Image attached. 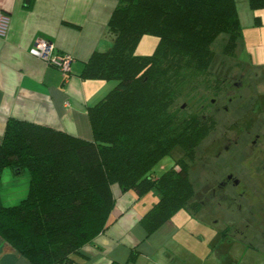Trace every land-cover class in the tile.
I'll return each instance as SVG.
<instances>
[{
  "label": "trees",
  "instance_id": "trees-1",
  "mask_svg": "<svg viewBox=\"0 0 264 264\" xmlns=\"http://www.w3.org/2000/svg\"><path fill=\"white\" fill-rule=\"evenodd\" d=\"M107 26L112 46L94 52L81 72L115 81L88 107L90 139L15 118L5 125L0 177L4 168L26 172L29 184L16 204L0 197V237L32 264H71L107 228L115 191L156 194L140 218L147 232L180 209L201 208L206 201L190 176L197 147L221 111L255 100L243 95L252 83L235 65L242 34L235 0H116ZM144 35L157 43L139 55ZM175 149L181 155L155 174Z\"/></svg>",
  "mask_w": 264,
  "mask_h": 264
},
{
  "label": "crops",
  "instance_id": "crops-1",
  "mask_svg": "<svg viewBox=\"0 0 264 264\" xmlns=\"http://www.w3.org/2000/svg\"><path fill=\"white\" fill-rule=\"evenodd\" d=\"M115 5L116 0H0V14L9 17L6 34L0 35V142L9 118L92 137L88 107L115 81L84 78L81 72L94 52L112 46L107 22ZM235 5L242 31L235 65L245 70L252 86L258 85L264 75V5L253 9L249 0H235ZM36 38L50 41L56 53L73 57L67 78L29 53ZM149 41L153 46V39ZM28 178L26 172L4 168L2 203L19 202L28 191ZM150 192L137 197L133 190L115 191L107 228L72 254L71 264H242L243 257L227 250L225 233L205 237L192 229L189 210L180 209L147 232L140 218L157 200ZM251 258L245 264H257ZM0 264L32 263L0 237Z\"/></svg>",
  "mask_w": 264,
  "mask_h": 264
},
{
  "label": "rangeland",
  "instance_id": "rangeland-1",
  "mask_svg": "<svg viewBox=\"0 0 264 264\" xmlns=\"http://www.w3.org/2000/svg\"><path fill=\"white\" fill-rule=\"evenodd\" d=\"M149 39H153V46ZM156 43L155 36L144 35L136 53L151 54ZM216 44L221 46L222 38ZM263 77L259 76L258 85L248 84L251 88L243 95L255 100L249 105L244 102L246 108L237 100L238 107L232 104L230 112L219 113L216 128L198 145L190 169L195 191L203 194L206 201L201 208L186 214L192 229H199L205 237L225 233L227 250L238 253L239 259L243 257L242 264L250 257L257 264H264ZM219 100H223L222 95ZM177 150L156 163L155 174L173 164L181 155ZM210 208L218 211L217 215Z\"/></svg>",
  "mask_w": 264,
  "mask_h": 264
},
{
  "label": "built area",
  "instance_id": "built-area-1",
  "mask_svg": "<svg viewBox=\"0 0 264 264\" xmlns=\"http://www.w3.org/2000/svg\"><path fill=\"white\" fill-rule=\"evenodd\" d=\"M9 17L0 14V35L4 36L8 29ZM29 53L45 63L55 66L62 75L67 78L69 71L71 70V63L73 57L70 54H60L54 51V45L44 39L36 38L29 50Z\"/></svg>",
  "mask_w": 264,
  "mask_h": 264
},
{
  "label": "flooded vegetation",
  "instance_id": "flooded-vegetation-1",
  "mask_svg": "<svg viewBox=\"0 0 264 264\" xmlns=\"http://www.w3.org/2000/svg\"><path fill=\"white\" fill-rule=\"evenodd\" d=\"M231 177V176H230ZM231 179V178H230Z\"/></svg>",
  "mask_w": 264,
  "mask_h": 264
}]
</instances>
